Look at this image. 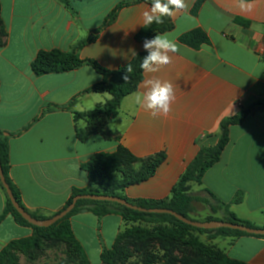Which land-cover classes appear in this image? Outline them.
Returning <instances> with one entry per match:
<instances>
[{"label": "crops", "instance_id": "obj_1", "mask_svg": "<svg viewBox=\"0 0 264 264\" xmlns=\"http://www.w3.org/2000/svg\"><path fill=\"white\" fill-rule=\"evenodd\" d=\"M127 1L132 0H0L6 33L0 35V130L10 140V176L30 211L48 217L58 213L74 187H92L85 168L92 157L116 153L120 147L145 160L166 155L152 178L123 190L126 199H168L199 150L218 144L221 121L264 101V0H247L253 5L250 11H241L237 0H206L197 15L192 14L196 0H187L186 12L167 17L146 38L167 34L178 47L171 54L172 63L155 74L175 87L176 100L169 116L153 119L138 105L139 85L147 78L143 72L138 88L122 99L114 118L104 113L77 118L74 112L87 114L112 100L109 93L84 94L102 75L83 66L37 76L32 62L40 51H71L101 29L98 39L80 50L81 58L93 59L110 70L130 64L137 55L142 60L147 55L146 39L136 37L144 28L146 2L124 7L117 20L103 28L116 6ZM237 18L250 25L238 24ZM195 29H203L211 41L199 50L179 40ZM74 99L72 110L46 112L48 105H68ZM139 169L140 165H134L133 170ZM124 175L116 172L113 176L121 180ZM207 190L224 203L242 192L243 201L230 210L264 227V104L255 106L242 124L230 128V143L220 161L206 172L202 185L192 184L194 195L208 197ZM5 203L0 189V216ZM70 221L91 264H105L103 251L112 249L121 234L138 225L119 215L98 217L90 211ZM32 235V228L6 216L0 223V264L4 249ZM133 241L124 239L119 247L133 253ZM211 244L231 259L264 264V238L218 237Z\"/></svg>", "mask_w": 264, "mask_h": 264}, {"label": "trees", "instance_id": "obj_2", "mask_svg": "<svg viewBox=\"0 0 264 264\" xmlns=\"http://www.w3.org/2000/svg\"><path fill=\"white\" fill-rule=\"evenodd\" d=\"M64 3H69L70 0H62ZM206 0H196L192 9V14L197 15ZM142 2L150 3L151 0H132L122 2L116 6V8L108 15L103 28L113 24L124 7L139 4ZM167 21V17L164 18V22ZM236 22L242 26L248 27L250 22L242 18H237ZM157 24H153L148 28H142L137 35L138 41H144L148 33L154 29ZM170 28V27H169ZM102 30V29H101ZM94 33L92 39L83 40L76 44L71 51H63L60 49H53L50 51H40L32 62V70L35 75L42 76L51 73H65L79 69L83 66H90L94 68L98 73L102 75V80L86 90L84 94L89 93H109L112 95L110 100L103 108L97 107L94 111L87 114H80L74 112L76 117H96L100 113L107 114L108 118H114L118 113L122 99L135 91L138 88L139 83L143 79V71L139 65L141 63V55H137L131 61L132 72L127 81L124 80L126 74V68L129 65L120 67L116 70H110L101 66L97 61L93 59H83L80 56V50L96 41L98 35L101 32ZM0 32L6 34L5 29L0 20ZM182 44H185L195 50H199L204 45L211 43L210 37L203 29H195L184 33L179 38ZM264 60V54H263ZM74 99L68 105H48L46 112H56L64 110H72L75 103ZM264 101L258 102L256 105L242 109L236 116L226 117L220 123V137L218 144L213 147H204L199 150L196 157L189 163L185 172L180 177L178 183L172 190L171 197L164 200H135L131 201L126 199L123 195V190L131 185H135L141 182H145L152 178L157 169L166 161V155H159L154 160H145L138 158L130 153L123 147H120L116 153H99L92 157L91 161L87 163L85 168L89 171L90 179L93 182L92 187L72 189L71 196L69 197L66 205L58 212L65 210L76 196L86 194H99L110 195L120 197L128 202L139 205L144 208H159V209H171L180 215H183L189 219L191 214L196 210V203H205L210 209L212 215L203 220L196 221H212L222 220L236 224H243L252 228H257L255 224L250 221L240 219L234 212L230 210L231 205L240 204L243 201L244 194L238 193L236 197L230 203H224L220 201L211 191L207 190L208 197H200L192 193V184L202 185L203 178L206 172L217 164L228 144L230 143V128L234 125L242 124L248 117L250 112L255 106L263 105ZM78 138L83 140L81 132H78ZM0 162L2 164L3 172L7 183L10 185L14 196L18 203L25 208L34 218L38 220L49 219L56 214L48 217L42 214L40 211H30L27 209L22 201L21 192L13 182L11 171V159H10V140L8 134L0 130ZM134 165H140L139 170H133ZM106 171V172H105ZM131 172L128 175V172ZM116 172H124V177L119 180L113 175ZM127 175V176H126ZM110 180V181H109ZM0 189L3 191L6 197L5 208L3 214L0 216V223L6 216H12L15 222L21 226L30 227L33 230V235L28 239H22L13 242L9 247L4 249L1 253V264H4L5 258L9 248L13 245H19L25 249L38 250L42 243L49 238H54L59 241H65L69 244L73 252L77 255L80 264H91L86 253L82 249L80 243L75 237L74 231L71 225V218L82 211H90L98 217H104L107 215H119L126 222L138 224L131 229L126 230L121 234L116 244L112 249H105L101 255V259L105 264H128L133 257V253L126 251L119 247V242L124 239H134L138 242L148 239L149 237H157L161 240H174L183 241V238L190 236L193 233L197 235H206L207 242H202L199 237L196 236L191 241V246L204 251L205 254L212 257L218 264H248L242 261L231 259L222 250L211 244V241L218 237H240V236H254L258 238H264L261 235H251L246 232L231 230L227 228L220 229H202L188 225L175 216L170 214H158V213H145L130 209L126 206L112 202H102L93 200H80L77 202L76 207L63 219L59 220L48 228L37 227L25 220L22 215L15 209L12 204L3 183L0 178ZM222 211L221 217H216L215 214ZM168 232V233H167ZM186 245V244H185ZM143 264H155L154 261H143ZM193 264H206V261L199 260Z\"/></svg>", "mask_w": 264, "mask_h": 264}, {"label": "clouds", "instance_id": "obj_3", "mask_svg": "<svg viewBox=\"0 0 264 264\" xmlns=\"http://www.w3.org/2000/svg\"><path fill=\"white\" fill-rule=\"evenodd\" d=\"M241 11H250L253 7L247 0H237ZM189 8L187 0H151L145 4L142 12V26L150 27L154 23H164V18H171L178 12H186ZM147 55L142 59L139 67L146 77L139 87L142 91L137 95L138 105L153 119L167 118L172 112V104L176 100L175 87L172 82L160 79L159 73L165 66L172 63V55L178 51L176 43L167 34H157L152 39L143 42ZM135 55V52L133 51ZM132 72L129 64L126 68L124 80L127 81Z\"/></svg>", "mask_w": 264, "mask_h": 264}, {"label": "rangeland", "instance_id": "obj_4", "mask_svg": "<svg viewBox=\"0 0 264 264\" xmlns=\"http://www.w3.org/2000/svg\"><path fill=\"white\" fill-rule=\"evenodd\" d=\"M199 195L207 196L205 193ZM211 215L210 207L198 202L195 212L190 216L196 220H203ZM196 236L200 241L207 242L206 235H197V233L183 238L182 242L167 238L161 240L157 237H149L141 242L134 240L135 248L132 249L133 257L129 264H143V261H154L155 264H193L199 260L206 261V264H218L204 251L191 246V241ZM72 249L67 242L54 238L46 239L38 250H28L13 245L7 252L4 264H80Z\"/></svg>", "mask_w": 264, "mask_h": 264}, {"label": "water", "instance_id": "obj_5", "mask_svg": "<svg viewBox=\"0 0 264 264\" xmlns=\"http://www.w3.org/2000/svg\"><path fill=\"white\" fill-rule=\"evenodd\" d=\"M0 178L3 183V187L5 188L7 195L9 196L12 204L14 205L15 209L22 215V217L27 220L29 223H31L34 226L37 227H44L48 228L58 222L59 220L66 217L77 205V202L80 200H93V201H102V202H112V203H118L120 205L126 206L130 209L145 212V213H158V214H170L175 216L180 221L191 225L193 227L202 228V229H220V228H227L231 230L246 232L251 235H261L264 236V227H257L252 228L243 224H236L231 223L227 221L222 220H212V221H196L193 219H189L183 215H180L179 213L171 210V209H159V208H144L139 205L132 204L128 202L125 199H122L120 197L110 196V195H99V194H86V195H79L76 196L73 199V202L63 211L56 214L55 216L46 219V220H38L34 218L29 212L23 208L18 201L16 200L14 193L12 189L10 188V185L7 183L2 164L0 162Z\"/></svg>", "mask_w": 264, "mask_h": 264}]
</instances>
